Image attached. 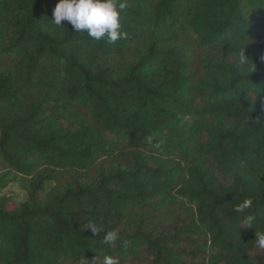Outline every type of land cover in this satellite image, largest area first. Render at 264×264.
Instances as JSON below:
<instances>
[{
  "label": "trees",
  "instance_id": "1",
  "mask_svg": "<svg viewBox=\"0 0 264 264\" xmlns=\"http://www.w3.org/2000/svg\"><path fill=\"white\" fill-rule=\"evenodd\" d=\"M58 2L0 0V264H264V0H127L116 43Z\"/></svg>",
  "mask_w": 264,
  "mask_h": 264
},
{
  "label": "clouds",
  "instance_id": "2",
  "mask_svg": "<svg viewBox=\"0 0 264 264\" xmlns=\"http://www.w3.org/2000/svg\"><path fill=\"white\" fill-rule=\"evenodd\" d=\"M126 8L127 0H59L53 10L52 21L56 26L70 24L73 32L87 33L95 40L106 38L109 43H116L124 36L121 31V16ZM239 64H246V59L241 58ZM251 205L252 200L247 199L235 211L243 212ZM88 227L97 234L95 226ZM117 238V234L110 231L103 239L105 243L110 244ZM254 240L257 248L264 249V234L256 232ZM104 264H115V261L106 256Z\"/></svg>",
  "mask_w": 264,
  "mask_h": 264
},
{
  "label": "rangeland",
  "instance_id": "3",
  "mask_svg": "<svg viewBox=\"0 0 264 264\" xmlns=\"http://www.w3.org/2000/svg\"><path fill=\"white\" fill-rule=\"evenodd\" d=\"M71 121H73V119H65V120L60 121V124L57 122L54 125L55 126L60 125L62 129H66L70 127ZM52 186H53V183L51 182L47 183L45 192H42L41 195H46L48 191L52 188ZM1 196L11 197L14 204H20L22 202L29 200L28 192L25 189H23L20 186V184L14 183V182H9L6 185V187L0 189V197Z\"/></svg>",
  "mask_w": 264,
  "mask_h": 264
}]
</instances>
